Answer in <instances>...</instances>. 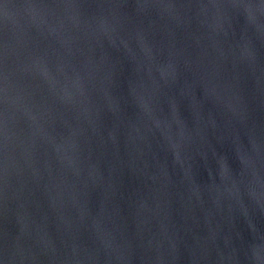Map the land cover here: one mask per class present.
I'll return each mask as SVG.
<instances>
[{
	"label": "water",
	"instance_id": "95a60500",
	"mask_svg": "<svg viewBox=\"0 0 264 264\" xmlns=\"http://www.w3.org/2000/svg\"><path fill=\"white\" fill-rule=\"evenodd\" d=\"M0 264H264V0H0Z\"/></svg>",
	"mask_w": 264,
	"mask_h": 264
}]
</instances>
